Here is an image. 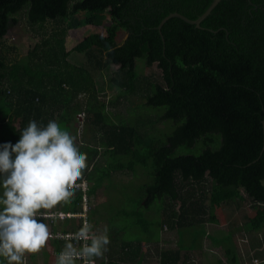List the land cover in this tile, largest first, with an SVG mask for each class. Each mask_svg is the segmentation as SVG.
<instances>
[{
    "label": "trees",
    "instance_id": "trees-1",
    "mask_svg": "<svg viewBox=\"0 0 264 264\" xmlns=\"http://www.w3.org/2000/svg\"><path fill=\"white\" fill-rule=\"evenodd\" d=\"M209 1L0 0V144H15L30 120L46 125L56 119L70 128L80 116L86 127L78 138L87 156L86 194L115 170L139 177L136 202L124 213L136 215L129 223L141 235L120 236L126 223L115 234L107 227L117 248L109 243L95 264H141L151 251L148 242L154 243L157 264H185V250L199 245L207 207L238 205L245 197L253 212L239 224L230 221L216 239L261 229L243 258L264 264V0H217L198 25L171 15L155 27L170 11L194 18ZM98 9L108 12L107 20ZM18 11L31 41L22 55L8 56L6 49L14 46L3 37ZM91 20L104 31L88 32L83 61L72 62L65 34ZM118 31L125 32L120 40ZM136 57L154 63L160 77L137 71ZM106 88L115 89V100L129 99L135 114L112 119L99 98ZM146 107L155 109L145 113ZM80 198L81 185L61 210H78ZM92 207L88 222L111 224L94 216ZM142 212L156 218L146 220ZM73 218L64 217L58 228L47 221L51 231H74L81 223ZM162 224L175 228L176 246L157 244ZM49 242L58 255L66 239L51 236ZM28 256L33 262V254ZM5 261L0 257V264Z\"/></svg>",
    "mask_w": 264,
    "mask_h": 264
},
{
    "label": "clouds",
    "instance_id": "clouds-1",
    "mask_svg": "<svg viewBox=\"0 0 264 264\" xmlns=\"http://www.w3.org/2000/svg\"><path fill=\"white\" fill-rule=\"evenodd\" d=\"M88 167L87 156L80 151L74 137L56 120L40 125L30 120L20 131L19 140L0 144V257L7 264H24L26 254L39 253L51 238L47 223L55 220L58 205L70 204L82 182L81 196L85 202L87 182L83 172ZM80 208L69 216L79 218ZM86 209V208H85ZM55 223L54 221H52ZM64 248L55 264H95L110 243L108 228L94 229L86 219L75 234L65 238Z\"/></svg>",
    "mask_w": 264,
    "mask_h": 264
},
{
    "label": "rangeland",
    "instance_id": "rangeland-1",
    "mask_svg": "<svg viewBox=\"0 0 264 264\" xmlns=\"http://www.w3.org/2000/svg\"><path fill=\"white\" fill-rule=\"evenodd\" d=\"M97 13L102 16L103 21L108 19V12L105 9H98ZM81 14L84 13L80 12V15ZM15 16L17 17V22L7 29L3 37L5 45L14 46L13 48L6 49V54L8 56L22 55L23 53H25L27 44H29L31 41L28 38L29 27L25 21V15L23 11L16 12ZM91 31L103 32L104 28L100 23L98 24L91 20L88 23H84L78 27L70 28L67 30L64 43L65 47L69 49L67 58L70 61L76 63L83 61V50L85 48V45H87L85 44L84 38L85 35ZM124 36V31H118L116 38L120 40ZM134 67L140 73H151L152 76H155L157 78L160 77L159 70L156 65L154 63L146 65L143 62L142 58H135ZM114 93L115 89L113 88H106L104 90V93H99V98L101 101H104V108L106 109L108 115L114 120H117L119 118L126 119L128 116L130 117V115L133 116L136 110L131 109L132 107L129 99H127L126 97H119V99L115 100ZM109 99H113L111 103L108 101ZM146 108L149 109H147L148 111L146 112L144 111L145 113L149 111L151 112L152 109H155L151 107ZM165 121H169V119H165ZM83 122L84 121L82 119L80 121L79 116L78 122L76 121V124L71 123L70 128L68 126L66 127L62 123L59 124L63 129L69 132L71 131V134L76 137V143L78 145L79 134H81V131H84L86 128ZM84 133L88 134V132ZM0 180H2V176H0ZM137 180H139V177L136 179V177L132 176L131 173L127 170H115L107 176H103L100 186L97 187V189L92 194H90V197L87 199L84 214H87L88 207L93 206L92 208H94V216H105L104 218H109L111 224L107 225L104 219L89 221V223L93 224L95 230L102 231L103 228L108 227L110 229L109 232H111L120 224L126 223L128 225L125 227V230L119 231L120 233H118L120 236L141 235L140 228L137 225L135 226L129 223L131 220L136 218V215L124 213V211L130 210L132 204L136 202L135 199L137 197V192L135 193V188L137 187ZM262 182L264 183V178L262 179ZM0 193H2V189H0ZM234 203V201H231L229 204H219L216 206L207 207V212L203 223L204 231L199 235V245L195 247L192 246V248L185 250V252L187 253L184 262L185 264H254L258 261H256V258H253L250 261H244L243 256L245 257L248 254L247 251L251 250V240L254 238H258V236H261V229L245 232H235L229 239L224 241H219L218 239H216L227 230L230 221L235 220L239 224L242 221L244 214L247 215L253 212L251 206L249 205V199L246 197L242 200H239L238 205ZM78 204L76 206L77 209L80 208ZM63 206H65V204L58 205L52 211L62 209ZM146 210L147 209H145V212ZM195 212H197L196 209L192 213L194 214ZM142 214L144 218L149 221H152L156 218L149 217L148 214L147 217L143 212ZM76 219V217L75 219L73 218V220ZM41 221L47 223L50 229L51 225H49V222L47 220L43 221V218H41ZM53 221L55 222L54 224L56 228L62 225V221L58 220V216ZM70 222L72 221H68L65 226H69ZM150 229H152V232L157 233L156 226L150 224ZM158 231L160 240L157 241V244L159 246H176L177 232L175 231V228L168 227L166 224H162ZM57 232L59 231L57 230ZM112 233H114V231ZM193 236L194 234L188 235L185 240L187 242H191ZM117 237L119 238V236ZM148 243L149 247H151V251L146 254L145 259L141 262V264H157V258L153 252L154 243ZM260 244L261 245L259 247L261 248V250H263L264 244ZM110 245L115 249L117 248V244L113 241L110 243ZM141 248L143 250V248H146V245L142 243ZM28 257V254H26V256L24 257V264H27V262L28 264H54V258L57 257V255L54 253L52 245L48 240L46 246L39 253L33 254V262L30 261V259L27 260ZM3 263H6V261ZM127 264L131 263L127 262ZM256 264H263V261H259Z\"/></svg>",
    "mask_w": 264,
    "mask_h": 264
},
{
    "label": "water",
    "instance_id": "water-1",
    "mask_svg": "<svg viewBox=\"0 0 264 264\" xmlns=\"http://www.w3.org/2000/svg\"><path fill=\"white\" fill-rule=\"evenodd\" d=\"M217 2V0H210L209 3L207 4V6L194 18H189L185 15H183L182 13L180 12H177V11H170L168 12L167 14H165L159 21L158 23L155 25L156 28H159L160 27V24L163 22V20L165 18H167L168 16H171V15H176L190 23H194L195 25H198V22L201 18H203L208 12L209 10L212 8V6ZM261 121V124L262 126L264 127V115L263 117L260 119ZM262 127V128H263ZM263 139H264V134H263Z\"/></svg>",
    "mask_w": 264,
    "mask_h": 264
},
{
    "label": "built area",
    "instance_id": "built-area-1",
    "mask_svg": "<svg viewBox=\"0 0 264 264\" xmlns=\"http://www.w3.org/2000/svg\"><path fill=\"white\" fill-rule=\"evenodd\" d=\"M80 185H81V187L83 188V185H82V182H80ZM81 199H82V208H83V210H85V208H86V202H85V195L84 194H82V196H81ZM72 214V212H68V211H57L56 212V216H58L59 218H61V217H63V216H69V215H71ZM81 214V216H82V218H81V224H80V226L82 225V223L84 222V220L86 219L85 218V214H84V211L83 212H81L80 213ZM51 221H53L52 219H51ZM78 230H67V231H62V232H57V231H50L51 233H52V236H59V237H62V238H66V237H68V236H71L72 234H75L76 232H77ZM104 257H105V255H104ZM79 264H83V262L80 260L79 261Z\"/></svg>",
    "mask_w": 264,
    "mask_h": 264
},
{
    "label": "crops",
    "instance_id": "crops-1",
    "mask_svg": "<svg viewBox=\"0 0 264 264\" xmlns=\"http://www.w3.org/2000/svg\"><path fill=\"white\" fill-rule=\"evenodd\" d=\"M59 221H61V220H59Z\"/></svg>",
    "mask_w": 264,
    "mask_h": 264
}]
</instances>
